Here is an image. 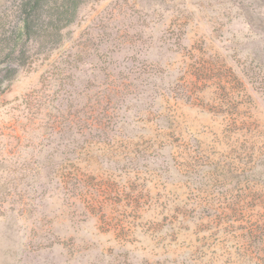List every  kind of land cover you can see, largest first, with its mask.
<instances>
[{"label": "rangeland", "instance_id": "374dc122", "mask_svg": "<svg viewBox=\"0 0 264 264\" xmlns=\"http://www.w3.org/2000/svg\"><path fill=\"white\" fill-rule=\"evenodd\" d=\"M76 2L0 92V264H264V0Z\"/></svg>", "mask_w": 264, "mask_h": 264}, {"label": "trees", "instance_id": "16d2710c", "mask_svg": "<svg viewBox=\"0 0 264 264\" xmlns=\"http://www.w3.org/2000/svg\"><path fill=\"white\" fill-rule=\"evenodd\" d=\"M12 10V20L5 24L9 28L4 31L12 29L15 39L0 40V92L20 69L41 55L47 56V47L52 48L61 41L65 25L76 17L78 3L75 0L72 3L68 0H15ZM49 10L54 13L48 16L50 24H47L41 17Z\"/></svg>", "mask_w": 264, "mask_h": 264}]
</instances>
